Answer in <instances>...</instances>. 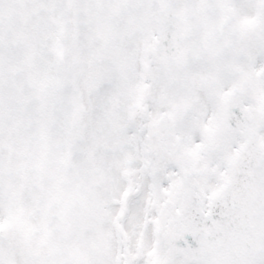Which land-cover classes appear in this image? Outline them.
<instances>
[{"label": "snow or ice", "instance_id": "snow-or-ice-1", "mask_svg": "<svg viewBox=\"0 0 264 264\" xmlns=\"http://www.w3.org/2000/svg\"><path fill=\"white\" fill-rule=\"evenodd\" d=\"M0 264H264V0H0Z\"/></svg>", "mask_w": 264, "mask_h": 264}]
</instances>
